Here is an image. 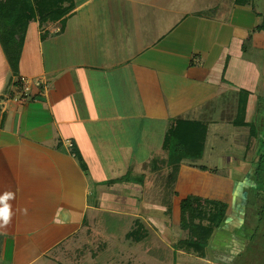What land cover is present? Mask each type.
Listing matches in <instances>:
<instances>
[{"label": "crops", "instance_id": "0c3cea01", "mask_svg": "<svg viewBox=\"0 0 264 264\" xmlns=\"http://www.w3.org/2000/svg\"><path fill=\"white\" fill-rule=\"evenodd\" d=\"M73 1L75 10L64 24L49 23L45 30L39 21L31 24L19 76L0 44V196L14 194L8 201L11 222L0 227V264H58L56 253L104 213L132 220L148 212L151 223L158 222L148 240L170 237L176 247L183 234L180 196L187 194L229 205L231 218L221 236L245 227L253 203L247 191L255 185L261 152L252 165L228 160L217 168L224 178L185 162L169 216L167 196L159 194L170 172L163 147L178 122L202 123L209 134L214 128L213 135L221 136L220 127L237 120L242 92L250 94L246 122L255 124L264 98V32L229 19L191 17L181 0ZM211 1L221 13L235 15V1ZM124 10L131 16L119 20ZM171 13L182 22H171ZM34 27L37 34L30 38ZM21 77L45 85L26 98ZM247 134L252 136L251 129ZM230 171L240 178L229 180L224 172ZM130 172L143 177L144 185H102ZM224 236L212 241L208 258L193 261L236 264L240 246ZM145 244L137 246H144L143 258L163 264ZM176 250L175 256H186Z\"/></svg>", "mask_w": 264, "mask_h": 264}, {"label": "trees", "instance_id": "16d2710c", "mask_svg": "<svg viewBox=\"0 0 264 264\" xmlns=\"http://www.w3.org/2000/svg\"><path fill=\"white\" fill-rule=\"evenodd\" d=\"M69 5V6H67ZM75 10L73 0H0V44L15 76L20 74V64L24 50V44L32 23L39 21L40 27L45 30L49 23L66 22V18ZM264 32V26L258 27ZM45 39V36H44ZM250 94L242 92L237 120L234 126L237 128H250L251 135L264 144V133L248 124L247 110ZM264 98L259 99L258 108H262ZM209 127L202 123L178 122L173 127L164 142V151L168 153V167L170 172L164 177L163 192L167 196L166 206L168 215H173V205L170 199L178 196L175 188L180 178L182 165L185 162H197L204 158L208 141ZM86 170L83 159L72 149ZM263 162L255 168L254 179L256 186L261 190L264 184L262 175ZM202 172H207L206 167H197ZM114 184H110L112 186ZM255 198L259 220L246 224L250 228V235H242L239 242L241 254L236 264H264V192H258ZM172 218V217H171ZM231 218L230 207L224 202L203 200L201 198L188 197L181 201V230L188 234V238L179 243L177 250L196 254L201 259L208 258L209 249L217 233L227 231ZM245 226V227H246ZM150 237L148 227L136 222V228L127 235V239L135 244H142Z\"/></svg>", "mask_w": 264, "mask_h": 264}, {"label": "rangeland", "instance_id": "374dc122", "mask_svg": "<svg viewBox=\"0 0 264 264\" xmlns=\"http://www.w3.org/2000/svg\"><path fill=\"white\" fill-rule=\"evenodd\" d=\"M233 1H235V7H233L235 8L234 10L235 15H233V13L231 15L226 13H221L220 9L216 10V6L215 4H213L214 2L212 3L211 0H186V2H184V0H181L180 6L181 8H183L185 4V8L183 11L189 16L191 15V17H197L199 19H202L203 21H210L211 18H216L218 19V21H224V19H229V23L234 25H251L252 27L255 26V28H253L252 30L254 32H258L259 31L258 26L259 25L264 26V0H233ZM217 2L218 5H221V0H217ZM176 5L179 4L177 3ZM236 7H238L239 10L236 9ZM123 12L124 14L120 13L117 15V18H120L119 20H125V17L126 19L127 17L130 18L131 11L124 10ZM170 19L171 22H177V21L182 22V19L178 18V15H175L173 13L170 14ZM36 34H37V28L36 27L31 28L29 37L34 38V35L36 36ZM25 44H24V48H25ZM253 44L254 43L250 44L251 49H254ZM255 125H256L255 127L258 130L264 129V103L262 105V108L256 112ZM213 129L211 134H209L208 145H207V149L205 150V156L203 160L197 162L189 161L187 162L188 164L193 165L194 163V165L196 164L198 166L209 167L210 169L212 168L215 171L214 174L217 175L218 174L217 168L219 169L220 166H228V160H230L231 158L236 159L238 162H240V165L243 160L246 161L247 163H250V165H252L253 163L252 160L257 150L258 152L261 153H260V158L256 160L255 163L256 165H254V167L255 168L258 167L260 161L264 163V144L259 147V141L256 138H253L252 136L250 137L248 136L247 133H249L250 130L249 128L243 130L234 127L233 125L231 126L224 125L223 127H220L221 136H219L218 138H216L213 135L214 132ZM248 141H250V147H248L247 145ZM213 147L217 149L214 150ZM244 156H246L245 159ZM263 169H264V164H263ZM224 174L227 175V177L231 181H233L235 177L240 178L238 174H234V172L231 171H230L231 175L228 174V172L227 173L224 172ZM261 174L262 175H260V177L264 179V172L262 171ZM218 177L224 178L225 176L219 175ZM256 177L257 176L254 174L253 179H256ZM116 179L117 180L107 181L102 185H106V187L108 188L110 184H114L112 185V187L113 186L117 187L119 185L123 186L126 184H137L143 186L145 181L143 177L134 174L133 172L127 173L126 175ZM196 180L197 178L190 179L189 182L194 183L196 182ZM218 182L219 180L217 181V183ZM220 182L223 181L220 180ZM255 182L256 181L254 180L253 183L255 184ZM252 186L253 187H251L247 191L251 193V199L253 202L249 208V214H247V220L251 219L252 222H256L257 220H259L258 217L260 215L257 214L258 210L255 203L256 202L260 203V201L259 199L257 200L255 196H257L258 192L260 191L264 192V184L261 185L260 191H258L259 188L258 186H256V184ZM197 188L199 189V187ZM152 190L151 193L153 194L154 191ZM185 190L187 191V193L191 191V189L189 188H185ZM159 194H164V192ZM191 194H193V192H191ZM126 196L130 198V193L126 192ZM147 197L149 200L150 195L148 194ZM188 197H195V196L188 194L184 196H180V198L183 199H187ZM195 198H201V197H195ZM148 215H149L148 212H144L142 210L141 218L138 219L133 218L131 220V218H126L124 216H119V215L116 216V215H112V213L111 214L104 213L102 216L103 218H101L96 224L95 223L91 224L90 230H84V232L80 233L78 236H76V238H74L72 243L63 246L62 250H60V253H56L57 263L58 264H149V262L143 258L146 256L145 254L146 250L143 248L144 246L140 245L139 247H137L139 244H135L133 243V241L127 239V235L136 228L137 221H140L145 225H147L150 231L152 229L155 230L156 228L155 224H158V222L153 221L154 223H151L152 222L150 221L151 217ZM177 223L179 225V221H177ZM149 225L152 228H150ZM171 226L172 225L169 224L168 228L171 229ZM179 228L181 229V223ZM249 230L250 228L246 226V227H242V229L238 231L237 230L234 232L232 231L233 233L228 232L225 234V236L224 235L221 236L220 234L217 233L218 236L216 235V239L218 242L220 238L222 240L224 236V240L228 241L234 239L233 241L238 242L239 244V242L242 241V237H243L242 235L245 234L250 235ZM182 233H183L182 241H184L188 238V234L184 231ZM158 236H156V238H150L148 241H145L146 243H148L145 244V247L146 249H148V247L149 248L152 247L153 249H156L155 251L153 250L152 253L153 256L159 261V263L179 264L181 262L184 264H196V261L195 260L193 261V258L197 256L196 254L181 251L182 253L183 252L186 253V256L177 255V254H176L177 256H175V253L173 251L175 248L177 249V246L174 247L173 239L170 237L165 238ZM180 239L181 236L178 240ZM152 243L156 245L151 246ZM163 243L165 246H163ZM162 246L163 248L165 247L166 250L162 249ZM240 250H242V248H240ZM132 252L135 253L132 254ZM133 255L135 256L133 257Z\"/></svg>", "mask_w": 264, "mask_h": 264}, {"label": "clouds", "instance_id": "9594fccd", "mask_svg": "<svg viewBox=\"0 0 264 264\" xmlns=\"http://www.w3.org/2000/svg\"><path fill=\"white\" fill-rule=\"evenodd\" d=\"M14 199V194L6 192L3 196H0V227L8 226L12 219L11 205L9 200Z\"/></svg>", "mask_w": 264, "mask_h": 264}, {"label": "built area", "instance_id": "2783aa9c", "mask_svg": "<svg viewBox=\"0 0 264 264\" xmlns=\"http://www.w3.org/2000/svg\"><path fill=\"white\" fill-rule=\"evenodd\" d=\"M19 83L22 85L23 97L26 98L30 97L35 87L42 88L45 85L43 80L29 79L27 77H21ZM70 147L73 148V145H70Z\"/></svg>", "mask_w": 264, "mask_h": 264}]
</instances>
